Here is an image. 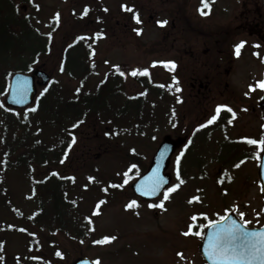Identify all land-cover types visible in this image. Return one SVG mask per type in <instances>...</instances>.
Segmentation results:
<instances>
[{
	"label": "rangeland",
	"instance_id": "1",
	"mask_svg": "<svg viewBox=\"0 0 264 264\" xmlns=\"http://www.w3.org/2000/svg\"><path fill=\"white\" fill-rule=\"evenodd\" d=\"M19 2H23L21 6H24V14L28 15V20L42 37L48 32L51 33L53 54H46L48 58L41 57L35 67L46 62L47 73H52L63 85L67 82L69 87L75 88L77 83L69 82L66 75L60 73L58 63L61 58V45L66 43L62 41L63 37L65 39L66 33L75 26L73 17L80 16L84 10L82 5H89L90 8L103 5L113 19H120V23H125L126 17L120 18L121 5L135 7L136 4L143 3V0H30L29 4L22 0ZM152 7L158 14H153L151 20L149 17L152 12L142 16L139 40L119 43L113 41L114 37H109L98 42L93 51L98 73L88 82L89 89H94L97 81L109 71L126 74L127 80L124 83L127 89L134 88L127 74L129 71L148 69L154 74V78L163 77L164 73L157 63L168 60V55L166 50L159 52L160 48L155 52L151 46H156V41L163 42L166 39L172 15L167 10V1L158 0ZM53 18H57L59 26L52 27ZM158 21L167 23L161 25ZM159 110V107L153 108L155 117H147L144 124H139L138 133L135 132L136 127L122 131L119 125H113L109 121L103 127L107 129L113 126L114 132L117 135L120 133V137L113 136V132L103 134L100 129H78L71 148L73 152L70 154V165L73 167L71 172L74 175L69 181L70 188L65 192L63 201L70 206V210L64 215L67 223L74 222L77 225L75 229L81 225L84 228V237L79 236L82 241L75 239V229L67 223L61 232L56 228L46 232L40 226L36 228L31 225L33 216L37 213V197L31 195L28 178L24 174L26 167L13 169L11 156L8 169L3 170V156L0 152V173L3 175L0 187L5 189L10 202L9 206L0 205V264H71L79 256L98 261L99 264H204L196 250L200 236L190 233L189 236L184 235L193 216L202 213L209 222L233 212L241 222L249 221L248 227L261 226L262 202L257 185V164L251 158H244L251 155L252 149L236 142L219 141L216 147L219 169L215 161L197 157L199 152H189L186 157L187 164L194 163L199 169L190 170L179 187L174 191H167L168 199L163 195L148 205L132 195L130 184L139 175H134L131 179L125 176L126 168L132 163L126 153L133 150L144 156L145 159L140 158V164L145 169L163 135L173 134L175 137V134L184 133L185 130L181 124L175 125L174 130H171L169 125L173 121L161 120ZM255 128L256 122L247 131H253L256 136ZM142 131L146 134H142ZM134 132L137 134L134 135ZM94 134L102 136L97 142L91 143L87 139H93ZM43 139L54 146L59 144V135L55 137L54 131H45ZM83 141L86 143L85 147ZM95 142L100 148L92 146ZM105 148H109L112 153L104 155ZM85 150H90L88 155L83 153L87 152ZM239 160L243 162L238 165ZM225 165L229 169L222 168ZM30 172L37 178L41 177V167L36 166ZM124 177L127 183L123 180ZM133 200L137 204L128 207ZM240 213H244L243 218ZM105 237L110 239L97 243ZM39 244L41 247L38 248Z\"/></svg>",
	"mask_w": 264,
	"mask_h": 264
},
{
	"label": "flooded vegetation",
	"instance_id": "2",
	"mask_svg": "<svg viewBox=\"0 0 264 264\" xmlns=\"http://www.w3.org/2000/svg\"><path fill=\"white\" fill-rule=\"evenodd\" d=\"M157 1L143 0L129 8V15L134 16L127 18L128 26L114 20L113 41L136 40L140 36L137 30L141 15L152 12L150 20L153 14L157 15L152 7ZM161 1H167L172 19L166 39L156 41L158 44L151 48L161 44L159 52L166 50L168 55L167 106L181 113L176 119L173 112L169 113L168 119L174 122L170 126L181 124L187 138L200 144L203 159H217L216 147L221 140L250 147L251 155L244 158H254L258 146L249 141H259L262 124L257 108L260 89L257 82L264 80V0H209L210 9L204 8L206 14H201V0ZM121 15L120 18L126 16ZM241 42L243 46L237 55L236 45ZM114 76L115 80H123L113 91L122 102L121 118L134 120L138 101L135 98L128 102L125 95L128 91L136 92L138 83L130 79L134 88L127 89L125 74L118 73L104 77L108 86L115 82ZM111 106L108 100L106 108ZM219 106L224 107L217 112ZM213 116L216 119L209 123ZM255 122L256 136L253 131H247Z\"/></svg>",
	"mask_w": 264,
	"mask_h": 264
},
{
	"label": "trees",
	"instance_id": "3",
	"mask_svg": "<svg viewBox=\"0 0 264 264\" xmlns=\"http://www.w3.org/2000/svg\"><path fill=\"white\" fill-rule=\"evenodd\" d=\"M22 1L29 4L30 0ZM22 4L19 0H0V152L5 162L9 163V157L12 156V165H24L28 173L36 166L41 167V177L30 176L38 211L33 222L36 225L41 223L43 231L51 232L56 228L61 232L66 224L65 212L69 209L63 201L66 190L70 188L66 179L68 175H74L70 165L72 156H66V153L74 145L73 139L78 129H103L101 123L104 113L100 106L103 92L101 90L87 95L85 92H76V87H69L67 82L63 85L52 79L40 91L35 105L29 111L17 112L2 106L1 98L6 91L9 76L17 71L28 72L38 64L41 57L48 58L46 54H53L51 34L41 37L34 24L28 20V15L24 14ZM28 7L31 8V5ZM90 15H75V26L72 24V29L62 40L66 41L61 45L62 73L69 82H83L90 75L87 66L82 68L86 64V56L82 53L85 44L84 47L81 44L73 45L77 40L84 43L90 40V29L87 28L93 24ZM93 28L94 31L99 30L96 26ZM41 66L45 68L46 62H41ZM45 131H54L55 137L59 135L57 146L43 139ZM83 143L85 147L86 143ZM126 156L132 162L128 168L134 173L138 167L135 163L140 164L141 157L133 151H128Z\"/></svg>",
	"mask_w": 264,
	"mask_h": 264
},
{
	"label": "water",
	"instance_id": "4",
	"mask_svg": "<svg viewBox=\"0 0 264 264\" xmlns=\"http://www.w3.org/2000/svg\"><path fill=\"white\" fill-rule=\"evenodd\" d=\"M38 79L39 81H36ZM49 77L42 71L37 70L34 71L31 75L26 76L22 74H16L12 77L10 81V86L8 89L7 96L5 97V104L14 109H24L30 106L37 93L36 86H45L48 82ZM259 109L261 110L262 117L264 119V95L258 103ZM264 139V127H263V135ZM183 144V140L176 139L172 140L169 136H165L162 139L156 153L151 159V162L148 166L147 171L131 185V190L134 195L141 198L144 201H151L156 199L168 186L170 183V175L165 174L166 169L169 165V160L176 148ZM258 179L260 183V192L263 198V211L262 216L264 219V146L263 152L260 158V164L258 169ZM158 177L160 178V186L156 188L155 194L144 195L145 191L151 192L152 180L150 178ZM230 220H238L234 217V215L229 214ZM224 223V221H223ZM264 229V226L260 229L248 231H260ZM213 231L211 227L207 228L205 234L203 236L202 241L198 246V251L202 256V259L206 262V264H212V261L208 259L205 254V247L207 246L208 235ZM73 264H92L88 260H77Z\"/></svg>",
	"mask_w": 264,
	"mask_h": 264
},
{
	"label": "snow or ice",
	"instance_id": "5",
	"mask_svg": "<svg viewBox=\"0 0 264 264\" xmlns=\"http://www.w3.org/2000/svg\"><path fill=\"white\" fill-rule=\"evenodd\" d=\"M201 5V14H206L204 8L210 9L209 0H201ZM125 9L130 10L127 9L126 6ZM86 13L87 9H85V14ZM135 18L137 22H139L138 15ZM157 23L163 25L167 22L158 21ZM242 46L243 42L236 45L237 55H239ZM132 74L136 75L137 72L134 71ZM141 74H147V70L145 69ZM121 75H123V73H121ZM257 86L264 89V80L258 81ZM250 89H252V86H250ZM220 107L224 106H219L217 112H219ZM229 111H231V109H229ZM215 119L216 117L213 116L212 119L209 120V123H212ZM249 143H259L264 146V139L259 142L250 140ZM133 167L135 166L133 165ZM125 176H127V173H125ZM177 176L179 179V172ZM150 179L152 180L151 192L145 191L143 193L144 195L155 194L156 188L160 186V178L154 177ZM125 183H127V180H125ZM180 183H183V181L181 180ZM176 187H179V185L168 189V192L174 191ZM262 191H264V189H262ZM165 199H168L167 193H165ZM135 204L136 202L132 201L128 207H132ZM152 206L154 207L155 205ZM160 206L162 207L163 205L161 204ZM240 216L243 218L244 213H240ZM192 219L196 220L197 218L193 216ZM220 221H224V223ZM220 221H209V225L213 231L208 235V244L205 247V254L208 259L212 261V264H264V229L260 231H248L246 226L249 224V221L238 224L237 221L230 220L229 217L226 216L220 217ZM188 234V232L184 233V235ZM195 235L201 236V233L196 232ZM109 239L110 238L105 237L103 241H97V243H104ZM57 255H60V253H57ZM178 255L182 256V254ZM96 264H99V262L97 261Z\"/></svg>",
	"mask_w": 264,
	"mask_h": 264
}]
</instances>
